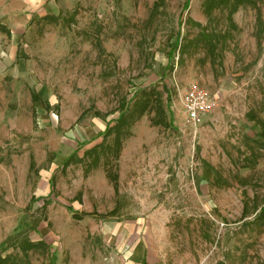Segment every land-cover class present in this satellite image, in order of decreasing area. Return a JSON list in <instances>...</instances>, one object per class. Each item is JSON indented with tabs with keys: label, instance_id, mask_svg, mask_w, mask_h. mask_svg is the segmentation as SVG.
Instances as JSON below:
<instances>
[{
	"label": "rangeland",
	"instance_id": "obj_1",
	"mask_svg": "<svg viewBox=\"0 0 264 264\" xmlns=\"http://www.w3.org/2000/svg\"><path fill=\"white\" fill-rule=\"evenodd\" d=\"M51 1L0 0V264H140V241L148 264H264V0L233 25L204 0ZM192 83L215 100L195 124ZM149 86L161 110L90 168Z\"/></svg>",
	"mask_w": 264,
	"mask_h": 264
},
{
	"label": "trees",
	"instance_id": "obj_2",
	"mask_svg": "<svg viewBox=\"0 0 264 264\" xmlns=\"http://www.w3.org/2000/svg\"><path fill=\"white\" fill-rule=\"evenodd\" d=\"M189 0H186L184 6L186 7ZM251 5L256 8L257 12H259V8L256 0H204V11L207 15H209L214 7H226L227 8V18L232 22V14L238 9L241 5ZM257 18L259 15L257 14ZM47 20H57V17L53 15H45ZM233 25V23H231ZM200 35L208 40V43H213L210 39V36L203 31ZM177 44V43H176ZM211 49L213 50L214 46L210 44ZM181 47H179V51ZM182 54V51H180ZM166 67L171 69L172 63L168 61ZM161 93L156 89L155 86H149V88H137L135 92L132 94L130 99H133L131 106L129 107L128 103L125 101L120 103L119 112L113 120V124H107L103 130V137H107L113 134V143L112 145H105L102 141L99 146H96L89 150L86 154V158L89 160V167L92 168L96 166L100 156H103L107 162L109 156L116 157L119 153V149L121 146V142L123 137H126L130 134V126L132 123L138 119L145 111L152 108L155 113L158 110H161ZM156 118H152V121L155 122ZM257 123L261 126L262 135H264V120L260 118H256ZM107 165V164H106ZM112 181H115L114 175H108ZM259 217L264 218V203L259 207Z\"/></svg>",
	"mask_w": 264,
	"mask_h": 264
},
{
	"label": "built area",
	"instance_id": "obj_3",
	"mask_svg": "<svg viewBox=\"0 0 264 264\" xmlns=\"http://www.w3.org/2000/svg\"><path fill=\"white\" fill-rule=\"evenodd\" d=\"M181 101L186 119L193 124L199 122L215 104L213 95L196 83L188 85Z\"/></svg>",
	"mask_w": 264,
	"mask_h": 264
},
{
	"label": "crops",
	"instance_id": "obj_4",
	"mask_svg": "<svg viewBox=\"0 0 264 264\" xmlns=\"http://www.w3.org/2000/svg\"><path fill=\"white\" fill-rule=\"evenodd\" d=\"M35 2V3H38L39 2V6L40 7H45V5H49V7H52V2L53 1H51V0H31V2ZM140 246L138 245H136L137 246V248L139 247V251H141V253H142V258H141V261H140V264H148L149 263V255H148V247H149V244H147V241H145L144 243L142 242V241H140ZM146 243V244H145ZM144 244H145V246H144Z\"/></svg>",
	"mask_w": 264,
	"mask_h": 264
}]
</instances>
